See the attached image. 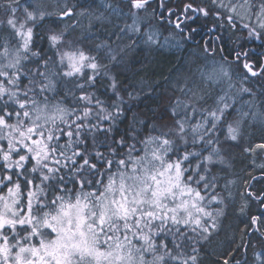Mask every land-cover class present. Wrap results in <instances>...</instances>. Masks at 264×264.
Returning a JSON list of instances; mask_svg holds the SVG:
<instances>
[{
  "label": "snow or ice",
  "instance_id": "6c2138e0",
  "mask_svg": "<svg viewBox=\"0 0 264 264\" xmlns=\"http://www.w3.org/2000/svg\"><path fill=\"white\" fill-rule=\"evenodd\" d=\"M201 18L203 60L129 114L152 86L113 67ZM220 243L264 264V0H0V264H205Z\"/></svg>",
  "mask_w": 264,
  "mask_h": 264
},
{
  "label": "trees",
  "instance_id": "16d2710c",
  "mask_svg": "<svg viewBox=\"0 0 264 264\" xmlns=\"http://www.w3.org/2000/svg\"><path fill=\"white\" fill-rule=\"evenodd\" d=\"M81 2L91 3V0H81ZM92 4L93 7L99 5L97 2ZM94 30L97 32V35L103 37L104 33L102 30ZM221 43L226 49L233 47V45L229 42L227 43L225 40ZM43 46H46V44H43ZM252 46L257 47L258 43ZM201 50L202 42L196 44L190 43L183 51H172L164 47L148 46L141 43L140 46L131 53V56L125 59L124 65L121 64L118 67L114 66L113 69L117 71L119 82L124 88L133 91L140 87L147 88L149 85L152 86L150 89V99L142 94L140 100L129 101V114H131L132 111H136L150 116L151 113L148 111L149 108L155 107L156 104L160 102V99L168 94L171 83L175 82L188 71L191 63L203 53ZM135 54L137 56H135ZM107 84L108 80L104 78L103 85L99 87V93L103 94L106 92ZM107 94L111 95L110 90H107ZM101 98H105L104 95H101ZM232 151L235 157L233 161L234 175H232V178H239V181H241L240 178L245 176L243 175L245 174L243 173V169L247 165V162L245 157L241 154L240 149H233ZM236 156H238L239 159H237ZM257 174L256 172L252 173V175ZM238 222L239 218L235 214H231L229 223L235 227ZM211 250L212 254L204 257L205 264H222V260L225 258L227 252V245L223 243L213 244ZM248 258L247 256V259Z\"/></svg>",
  "mask_w": 264,
  "mask_h": 264
},
{
  "label": "rangeland",
  "instance_id": "374dc122",
  "mask_svg": "<svg viewBox=\"0 0 264 264\" xmlns=\"http://www.w3.org/2000/svg\"><path fill=\"white\" fill-rule=\"evenodd\" d=\"M184 1L185 0H166V3L167 4H169V5H171L174 9H178L180 6H182L183 5V3H184ZM95 2H97L98 4L100 3V0H91V3H95ZM197 28H198V30H199V34L196 36V40L195 41H193V40H189V41H186V42H184V41H181L180 40V36L179 35H177L176 36V39L175 40H170V43L168 44V45H164L163 44V38L164 37H166V36H168L169 35V33L170 32H173V33H175L177 30L176 29H174V27L172 26V25H169V24H167V21L165 20L164 22H163V28H162V31H163V37H161V48H167V49H170V50H174V51H183L185 48H187V46L190 44V43H195V42H198L199 41V39L201 38V35H202V33H203V31H205V30H208V28L209 27H211L212 26V21L211 20H208V21H205L204 20V18H201L200 19V22L197 24V25H195ZM167 30V31H166ZM223 32H224V30H222ZM221 31V32H222ZM223 32H222V34H223ZM231 35V33H227L226 35H225V41L228 43V36H230ZM177 41H179V43L182 45V46H179V47H177ZM258 43V42H257ZM196 44V43H195ZM43 46V45H42ZM175 46V47H174ZM46 50H47V45L46 46H43ZM85 47L86 48H89V47H91V45H90V43H86L85 44ZM202 51V50H201ZM203 52V51H202ZM49 54H51V53H49ZM130 56H131V54H130ZM135 56H137L136 54H135ZM203 57H204V53H202V54H200V56L199 57H197L195 60H197V59H199V60H203ZM128 58V57H127ZM217 59H219V56H217ZM194 60V61H195ZM126 61V60H125ZM125 61H124V63H123V65L125 64ZM135 64H136V62H135ZM113 73L117 76V79H118V81H119V77H118V73H117V71L116 70H114L113 69ZM259 132L258 131H253V136H255V137H258L259 136ZM237 157V159H239V157L238 156H236ZM245 160H246V158H245ZM246 162H247V160H246ZM234 172V171H233ZM243 173H245V167H244V169H243ZM234 175V174H233ZM243 175H245V174H243ZM230 178H232V176L230 177ZM235 178V177H234ZM235 179H237V178H235ZM241 181H239V178L237 179V184H239ZM242 190V189H241ZM240 219H243V218H239V220ZM239 223V222H238ZM222 244V243H221ZM253 244H255L256 246H255V248H253V247H249V250H248V254H247V256L249 257L248 259H249V261H251L252 259H253V251H260V246L256 243V241L255 240H253Z\"/></svg>",
  "mask_w": 264,
  "mask_h": 264
},
{
  "label": "flooded vegetation",
  "instance_id": "af4514ba",
  "mask_svg": "<svg viewBox=\"0 0 264 264\" xmlns=\"http://www.w3.org/2000/svg\"><path fill=\"white\" fill-rule=\"evenodd\" d=\"M209 35H210V33L208 32V30H205L202 33L201 38L199 39L198 42H200V43L203 42V40H205V38L207 39ZM198 42H195V43H198Z\"/></svg>",
  "mask_w": 264,
  "mask_h": 264
},
{
  "label": "bare ground",
  "instance_id": "6f19581e",
  "mask_svg": "<svg viewBox=\"0 0 264 264\" xmlns=\"http://www.w3.org/2000/svg\"><path fill=\"white\" fill-rule=\"evenodd\" d=\"M167 31V30H166ZM222 31V30H221ZM223 32V31H222ZM163 37V36H162ZM206 39V38H205ZM198 43H200V42H198ZM191 46V45H190ZM224 46V45H223ZM175 47V46H174ZM178 47V46H177ZM180 48V47H179Z\"/></svg>",
  "mask_w": 264,
  "mask_h": 264
}]
</instances>
